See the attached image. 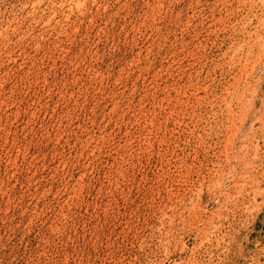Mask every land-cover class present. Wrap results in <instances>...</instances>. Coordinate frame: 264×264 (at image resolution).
Instances as JSON below:
<instances>
[{"label":"rangeland","instance_id":"1","mask_svg":"<svg viewBox=\"0 0 264 264\" xmlns=\"http://www.w3.org/2000/svg\"><path fill=\"white\" fill-rule=\"evenodd\" d=\"M0 264H264V0H0Z\"/></svg>","mask_w":264,"mask_h":264}]
</instances>
